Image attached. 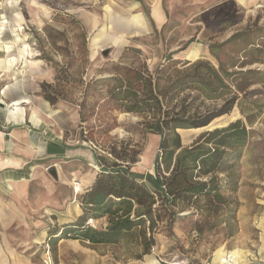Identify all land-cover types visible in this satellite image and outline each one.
<instances>
[{"label":"rangeland","instance_id":"rangeland-1","mask_svg":"<svg viewBox=\"0 0 264 264\" xmlns=\"http://www.w3.org/2000/svg\"><path fill=\"white\" fill-rule=\"evenodd\" d=\"M185 61H207L215 68L219 62L229 72L264 73V0H0V102L5 107L29 99V111L35 110L46 102L42 91L56 86L65 98L50 105V111L77 116L76 126L68 127V138H79L84 82L109 76L114 65L143 63L152 75L157 70L161 78L167 74L165 81L168 74L173 77L185 69ZM61 68L68 73L67 83L54 80ZM228 82L238 97L230 113L205 128L179 133L185 147L202 132L235 120L246 126L243 156L224 186L239 205L231 237L219 224L200 238L191 231L199 217L184 210L173 228L177 242L156 232L148 254H142L130 235L116 244L99 245L61 239L51 251L49 230L80 214L78 196L97 170L85 165L73 175L69 162L54 164V178L43 164L23 194L0 186V264H48L46 254L51 264H264V79L235 74ZM221 103L197 98L192 107L204 111ZM136 120L117 115V123ZM115 134L125 132L117 128L110 135ZM133 137L142 144L133 171L152 174L160 137ZM86 146L92 150L89 143ZM103 223L89 221L95 227Z\"/></svg>","mask_w":264,"mask_h":264},{"label":"trees","instance_id":"trees-1","mask_svg":"<svg viewBox=\"0 0 264 264\" xmlns=\"http://www.w3.org/2000/svg\"><path fill=\"white\" fill-rule=\"evenodd\" d=\"M182 64L188 66L173 77L168 74L165 81L167 74L161 78L157 70L152 75L144 63L118 64L109 76L81 85L79 138L92 146L97 172L78 196L80 214L49 230L51 251L61 239L99 245L116 244L130 235L139 242L142 254H148L156 232L177 242L173 228L184 210L199 217L191 231L200 238L219 224L229 229L227 236L231 237L239 205L225 193L224 186L231 181L235 162L243 156L248 130L241 120H235L202 132L185 147L179 131L205 128L230 113L238 99L228 82L233 75L258 76L263 82L264 73L229 72L219 62L218 68L207 61ZM54 80L68 82L65 68L56 72ZM48 90L42 91V97L50 105L64 100L56 86ZM190 92L196 95L191 97ZM197 98L222 103L199 111L192 107ZM119 114L138 120L117 123ZM117 128L125 135L111 136ZM148 133L158 135L160 141L153 173L142 174L133 171L142 153V144L133 136ZM229 192L233 194L235 187ZM89 221L104 223L95 227Z\"/></svg>","mask_w":264,"mask_h":264},{"label":"crops","instance_id":"crops-1","mask_svg":"<svg viewBox=\"0 0 264 264\" xmlns=\"http://www.w3.org/2000/svg\"><path fill=\"white\" fill-rule=\"evenodd\" d=\"M237 1L247 4L250 0ZM17 100L22 99L13 101ZM29 104L20 103L17 110L7 104L0 107V186L5 190L15 188L16 195L19 190L23 194L36 169L43 164L51 168L54 164L60 167L69 162L73 175L85 165L97 170L93 152L86 143L80 138L67 137L68 127L76 126V114L71 116L61 109L50 111L48 102L29 111ZM95 174L90 176L86 188L92 184Z\"/></svg>","mask_w":264,"mask_h":264},{"label":"bare ground","instance_id":"bare-ground-1","mask_svg":"<svg viewBox=\"0 0 264 264\" xmlns=\"http://www.w3.org/2000/svg\"><path fill=\"white\" fill-rule=\"evenodd\" d=\"M28 102L29 101L27 99H22V100L13 101L10 104H7V106H10V109L17 110L18 109V106H20V103H28ZM75 189H76L75 190L76 192L79 191L77 187ZM221 261H225V260L224 259H221Z\"/></svg>","mask_w":264,"mask_h":264},{"label":"water","instance_id":"water-1","mask_svg":"<svg viewBox=\"0 0 264 264\" xmlns=\"http://www.w3.org/2000/svg\"><path fill=\"white\" fill-rule=\"evenodd\" d=\"M108 53H109L108 50H102V55L103 56H107ZM0 107H4V104L1 103V102H0ZM49 172L54 178H56V171H55L54 167L49 168Z\"/></svg>","mask_w":264,"mask_h":264},{"label":"built area","instance_id":"built-area-1","mask_svg":"<svg viewBox=\"0 0 264 264\" xmlns=\"http://www.w3.org/2000/svg\"><path fill=\"white\" fill-rule=\"evenodd\" d=\"M45 263H50L51 264V262H50V258L47 256V254H46V259H45V261H44Z\"/></svg>","mask_w":264,"mask_h":264}]
</instances>
